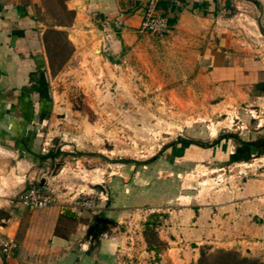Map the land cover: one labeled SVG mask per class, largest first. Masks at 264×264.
Wrapping results in <instances>:
<instances>
[{
    "label": "rangeland",
    "instance_id": "374dc122",
    "mask_svg": "<svg viewBox=\"0 0 264 264\" xmlns=\"http://www.w3.org/2000/svg\"><path fill=\"white\" fill-rule=\"evenodd\" d=\"M18 2L44 29L49 110L41 136L49 157L38 161V174L52 204L86 197L97 204L87 210L95 216L114 214L103 228L118 235V264H223V251L242 256L244 245L227 244L217 232H234L229 227L245 220L264 225V157L237 148L238 135L248 137L246 127L264 120V96L246 83L210 80L200 62L204 36L183 27L156 33L139 23L123 45L121 23L85 11L82 0ZM225 2L217 15L227 54L264 60V29L259 34L242 14L248 9ZM220 136L228 138L219 159L178 163L162 188L167 200L155 199L144 181L165 147L177 139L210 146ZM110 201L124 204L103 212ZM226 216L230 220L221 224Z\"/></svg>",
    "mask_w": 264,
    "mask_h": 264
},
{
    "label": "crops",
    "instance_id": "0c3cea01",
    "mask_svg": "<svg viewBox=\"0 0 264 264\" xmlns=\"http://www.w3.org/2000/svg\"><path fill=\"white\" fill-rule=\"evenodd\" d=\"M82 1L85 11L121 23L119 43L129 44L139 31L144 0H138L141 5H134L129 11L128 7L136 0ZM230 1L233 6L248 9V13L242 14L250 16L260 34L259 27L264 29V0ZM193 3L198 5L193 6ZM225 3V0H177L174 9L161 7V12L167 18H174L172 28L183 27L186 33L204 36L200 62L210 80L219 84L228 80L235 87L246 83L252 93L263 97L264 60L241 52L227 54L224 49L226 42L222 39L217 9ZM31 17L28 6L18 0L0 2V241L10 242L7 252L0 248V264H118V235L109 234L103 228L116 219L111 217L114 214H104L105 221L98 224L94 219L100 216L87 210L77 211L58 202L45 208H27L13 199L19 190L30 184L40 189L44 187L46 181L38 174V161L49 157L41 136L49 110L45 89L48 59L44 29H39ZM206 35L212 39H207ZM227 56L230 61L226 60ZM246 133V138L238 135L241 144L237 148L248 151L249 156H255L259 150L256 158L264 157V120L252 128L246 127ZM259 137L261 139L257 140ZM227 138L220 136L210 146L185 140L171 142L150 165L153 170L146 175L144 183L148 182L149 189L156 191V200L164 198L166 192L162 188L172 182L169 175L176 172L178 163L219 159L220 147L225 145ZM232 153V150L228 151L229 156ZM136 176L137 173L130 178L136 179ZM120 180L127 182L129 179L121 176ZM123 204L110 201L103 212L114 213L115 205L122 207ZM262 208L259 211L264 214ZM228 220L230 218L226 216L219 222L227 223ZM244 222L242 226H230L231 230L236 229L234 232H226L224 227L218 229V237L227 244L244 245L240 252L242 256L264 262V247L261 246L264 225L258 226L250 220ZM223 233H227L226 237Z\"/></svg>",
    "mask_w": 264,
    "mask_h": 264
},
{
    "label": "built area",
    "instance_id": "2783aa9c",
    "mask_svg": "<svg viewBox=\"0 0 264 264\" xmlns=\"http://www.w3.org/2000/svg\"><path fill=\"white\" fill-rule=\"evenodd\" d=\"M159 0H144L141 12L140 26L149 32H161L166 30L168 18L161 12L158 6ZM170 4H175L177 0H168ZM14 201L27 208H45L52 204L50 194L42 191L34 184H30L14 195ZM71 209L93 210L97 207L94 200L86 197H76L69 205ZM10 242L7 240L0 241V248L3 252H7Z\"/></svg>",
    "mask_w": 264,
    "mask_h": 264
},
{
    "label": "trees",
    "instance_id": "16d2710c",
    "mask_svg": "<svg viewBox=\"0 0 264 264\" xmlns=\"http://www.w3.org/2000/svg\"><path fill=\"white\" fill-rule=\"evenodd\" d=\"M192 5L196 6L198 4L193 3ZM158 6L162 7V8H166L167 6H169L171 9H174V6L172 4H170L168 2V0H159ZM66 11L70 12L71 10L66 9ZM173 22H174L173 17L168 18V24L169 25H171ZM176 141L178 142V141H183V140L177 139ZM222 254L224 256V257L222 256V258H224V262H225V263L223 262V264H255L254 260H251V259L246 258V257L238 256L235 258L234 255L229 251H223Z\"/></svg>",
    "mask_w": 264,
    "mask_h": 264
},
{
    "label": "water",
    "instance_id": "95a60500",
    "mask_svg": "<svg viewBox=\"0 0 264 264\" xmlns=\"http://www.w3.org/2000/svg\"><path fill=\"white\" fill-rule=\"evenodd\" d=\"M2 0H0V2H1ZM95 221H98V220H100V221H105V219L104 218H101V217H95V219H94Z\"/></svg>",
    "mask_w": 264,
    "mask_h": 264
},
{
    "label": "flooded vegetation",
    "instance_id": "af4514ba",
    "mask_svg": "<svg viewBox=\"0 0 264 264\" xmlns=\"http://www.w3.org/2000/svg\"><path fill=\"white\" fill-rule=\"evenodd\" d=\"M97 222H98V224H100V223H101V221H100V220H98Z\"/></svg>",
    "mask_w": 264,
    "mask_h": 264
}]
</instances>
